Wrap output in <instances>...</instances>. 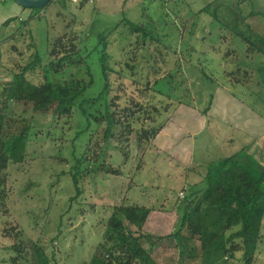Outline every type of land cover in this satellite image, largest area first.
Masks as SVG:
<instances>
[{"label":"rangeland","instance_id":"374dc122","mask_svg":"<svg viewBox=\"0 0 264 264\" xmlns=\"http://www.w3.org/2000/svg\"><path fill=\"white\" fill-rule=\"evenodd\" d=\"M80 1L56 0L21 32L15 25L2 30L7 37L14 36L0 47V94L13 74L29 63L34 43L43 55L49 50L48 38L74 31L80 57L88 58L96 78L85 97L92 98L102 90L99 58L104 56L112 71L109 100L116 118L129 115L126 109L135 111V105L153 116L145 120L148 114H136V127L129 136L125 132L120 137L118 130L113 139L104 142L106 128L102 126L94 140L89 138L91 132L84 137V150L91 142L88 157L99 156L98 163L116 175L90 176L82 185V196L73 203L76 188L70 176L62 175L59 183L57 176L70 170L75 157L83 155L82 148L74 149L65 142L61 147L44 139L29 145L23 164L9 168L4 191L0 187V228L18 225L24 245L38 243L52 264H87L103 242L115 208L151 209L143 230L170 235L177 206L189 188L201 185L211 164L246 149L264 166V55L248 53L241 38L249 34H254L253 41L255 35L264 37V0ZM213 3L207 13L202 12ZM30 13L24 9L23 19ZM133 25L144 32L133 33ZM43 60L48 63L46 56ZM81 63L77 57L73 65L65 63L59 70L38 69L30 80L37 85L88 81L86 66ZM202 65L210 79L199 72L197 67ZM237 69H241L242 82L230 86L224 73H237ZM246 74L249 81L244 82ZM147 85L150 90L145 89ZM223 89L234 100L225 114L226 123L224 118L217 122L209 117L215 99L211 102V97ZM24 108L14 106L11 114L19 120L28 118L32 112ZM145 121L146 127L163 128L151 143H139L136 136ZM4 176L1 173L0 180ZM10 245L0 239V261L9 258L4 249ZM166 245L152 252L159 264H201L187 258L199 246L198 241L184 242L185 258ZM260 248L255 264H264V238ZM32 257L31 253L30 260ZM230 262L244 264L242 253H236Z\"/></svg>","mask_w":264,"mask_h":264},{"label":"trees","instance_id":"16d2710c","mask_svg":"<svg viewBox=\"0 0 264 264\" xmlns=\"http://www.w3.org/2000/svg\"><path fill=\"white\" fill-rule=\"evenodd\" d=\"M54 1L56 0L50 4ZM213 5L214 3L202 12L207 13ZM44 9L31 10L33 14L26 21L19 23V32L22 27L30 25L31 21L39 19ZM14 20L16 19L6 22L4 27H8ZM133 26V33L139 35L144 32L140 27ZM29 32L31 33V30ZM73 34L74 31L65 33L62 37L48 38L49 50L43 55L37 51L34 43L32 49L35 53L31 54L29 63L22 71L13 74L12 81L0 94V174H5L3 181L0 180V187L3 191L9 168L21 165L27 160L30 144L48 139L60 143L61 147L65 143H71L74 149L84 150V137L90 132L91 141L102 126L106 128L104 142L113 139L115 131L118 130L120 137L125 136V132L129 136L136 127V123H133L135 115L148 114L141 105H135V111L126 109L129 115L123 119L116 118L109 100V78L112 71L104 56L99 58L102 90L92 98L85 97L93 88L96 78L88 65V58L80 57L82 50ZM13 36L5 39L0 36V47ZM253 36L254 34L241 35L247 52L252 55H264V37L255 35L257 38L253 41ZM105 37L103 35L102 38ZM44 56L48 58L47 64L44 63ZM77 57L81 60V65L86 66L88 81L72 80L66 84L45 81L37 85L30 80V76L38 69L59 70L65 63L73 65ZM197 68L204 78L210 79L203 65ZM237 70V73H224L230 86L242 82L241 69ZM247 74L243 77L244 82L249 81ZM155 85H158V82ZM148 88L147 85L145 89L150 90ZM152 90L159 96L170 99L169 95ZM213 98L212 96L211 102ZM20 105L29 108L31 116L19 120V117L12 115L13 107ZM207 111L208 109L205 115ZM152 116L153 114L149 113L145 120ZM146 122L141 125V134L136 135L139 143L153 142L163 129L162 125L146 127ZM90 144L91 142L86 145L81 157H75V163L68 172H61L57 176L58 183L62 175L70 176L76 188L72 203L82 196V185L90 176L116 175L110 167L98 163L99 156L88 157ZM151 212L152 210L147 208H115L107 222L103 242L98 245L87 264H159L152 256L155 248L167 244L165 248L178 250L179 258H185L188 251L183 246L184 242L193 240L198 241L199 246L188 253L187 258L192 261L198 260L201 264H232L230 261L235 259L236 253L241 252L244 264H255L257 255L261 253L260 247L264 238V166L249 155L246 149L219 163L211 164L201 185L189 188L188 194L177 206V221L170 235H155L143 230ZM2 221L0 215V224H3ZM22 237L23 231L18 225L9 223L7 228L1 226L0 239L11 242V245L4 249L9 258L1 260L0 264H52L46 249L36 242L24 245ZM31 253L33 260L29 258Z\"/></svg>","mask_w":264,"mask_h":264},{"label":"crops","instance_id":"0c3cea01","mask_svg":"<svg viewBox=\"0 0 264 264\" xmlns=\"http://www.w3.org/2000/svg\"><path fill=\"white\" fill-rule=\"evenodd\" d=\"M71 2L75 4H77L76 2H79L81 4L80 0H74V1L71 0ZM84 2L92 3V0H84ZM23 10L24 9L20 7L19 5H17V3L14 0H0V36H2L3 39H5V37L7 38V36L2 34V30L4 29L7 30L9 28H12L11 26H14V25L19 27L20 22L26 21V19H23L22 17ZM32 14L33 13L31 12L28 17H30ZM13 19H16L17 21L14 20L15 22L13 21L8 27H4L6 22L13 20ZM223 90L217 91V95L214 96L215 99L213 101L212 107L209 110V115H210L209 117H211L212 119H217V122L218 121L220 122V120H223L222 118H224V121L226 123L227 121H226L225 114L228 111L227 110L228 106L233 107L234 100L233 98L230 97V95L225 90L224 91Z\"/></svg>","mask_w":264,"mask_h":264},{"label":"water","instance_id":"95a60500","mask_svg":"<svg viewBox=\"0 0 264 264\" xmlns=\"http://www.w3.org/2000/svg\"><path fill=\"white\" fill-rule=\"evenodd\" d=\"M17 5L23 9L42 10L46 8L53 0H14Z\"/></svg>","mask_w":264,"mask_h":264}]
</instances>
